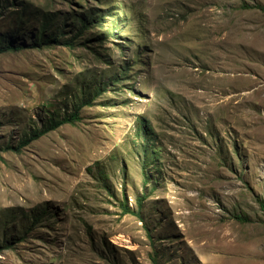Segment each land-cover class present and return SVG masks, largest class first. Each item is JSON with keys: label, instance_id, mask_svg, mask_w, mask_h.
I'll return each mask as SVG.
<instances>
[{"label": "rangeland", "instance_id": "1", "mask_svg": "<svg viewBox=\"0 0 264 264\" xmlns=\"http://www.w3.org/2000/svg\"><path fill=\"white\" fill-rule=\"evenodd\" d=\"M257 5L0 0V264H264Z\"/></svg>", "mask_w": 264, "mask_h": 264}, {"label": "trees", "instance_id": "2", "mask_svg": "<svg viewBox=\"0 0 264 264\" xmlns=\"http://www.w3.org/2000/svg\"><path fill=\"white\" fill-rule=\"evenodd\" d=\"M247 9H253V8H250L248 6H245ZM255 9L257 10H260L262 12H264V6H261V5H257L255 6ZM18 47L17 46H7L4 50H0V54L3 53V52H8V51H12V50H17ZM92 103L88 102V104H84V103H81L78 105V111L72 115H70L68 117L67 120H62V121H52V122H48L47 123V126L46 129L44 131H40L35 137L38 138L40 136H43L51 131H55V129H58L59 127H61L63 124H65L66 122H69V123H73V122H76L78 121L80 118H79V110H82L84 109L85 107H89L91 106ZM141 131H142V134L144 135V137L146 138H150L151 135L149 134L148 130L145 129V124L144 123H141ZM32 139H30L29 141H27L25 144H29L31 142ZM141 156L143 157V161H142V164L145 166V167H154L155 164H152L151 162L153 161L154 159V156H155V153L152 152L151 149H149L148 147H145L143 148V151L141 152ZM103 179V177H102ZM139 206H141L142 202L139 201ZM123 211L125 214H134V212L132 210H130V208H128L127 205H124L123 207ZM262 208L264 210V206L262 205ZM136 215H139L140 214H136ZM237 220L243 222V219L239 218V217H236Z\"/></svg>", "mask_w": 264, "mask_h": 264}]
</instances>
